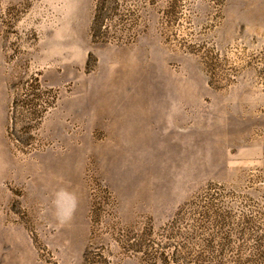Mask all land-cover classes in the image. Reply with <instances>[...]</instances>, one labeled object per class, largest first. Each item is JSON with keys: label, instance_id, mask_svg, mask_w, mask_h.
Wrapping results in <instances>:
<instances>
[{"label": "rangeland", "instance_id": "obj_1", "mask_svg": "<svg viewBox=\"0 0 264 264\" xmlns=\"http://www.w3.org/2000/svg\"><path fill=\"white\" fill-rule=\"evenodd\" d=\"M0 264H264V0H0Z\"/></svg>", "mask_w": 264, "mask_h": 264}, {"label": "trees", "instance_id": "obj_2", "mask_svg": "<svg viewBox=\"0 0 264 264\" xmlns=\"http://www.w3.org/2000/svg\"><path fill=\"white\" fill-rule=\"evenodd\" d=\"M95 12H96L95 13V21H96V20L100 19V17H101L100 15L102 13V3L101 4L99 3V5L97 4L96 9H95Z\"/></svg>", "mask_w": 264, "mask_h": 264}]
</instances>
